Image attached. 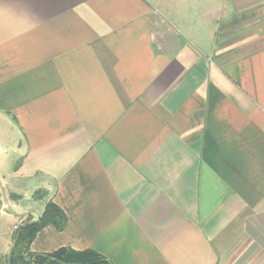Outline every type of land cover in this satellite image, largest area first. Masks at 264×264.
<instances>
[{
  "label": "crops",
  "instance_id": "0c3cea01",
  "mask_svg": "<svg viewBox=\"0 0 264 264\" xmlns=\"http://www.w3.org/2000/svg\"><path fill=\"white\" fill-rule=\"evenodd\" d=\"M264 264V0H0V264Z\"/></svg>",
  "mask_w": 264,
  "mask_h": 264
},
{
  "label": "trees",
  "instance_id": "16d2710c",
  "mask_svg": "<svg viewBox=\"0 0 264 264\" xmlns=\"http://www.w3.org/2000/svg\"><path fill=\"white\" fill-rule=\"evenodd\" d=\"M48 224H52L57 230H62L66 225L64 212L52 201L46 203L38 218L28 216L16 225L12 232L8 264H112L92 249L60 247L49 253L30 251V244L36 233Z\"/></svg>",
  "mask_w": 264,
  "mask_h": 264
}]
</instances>
